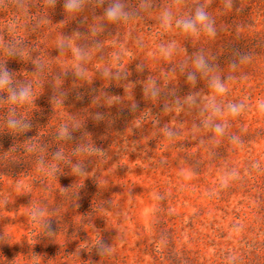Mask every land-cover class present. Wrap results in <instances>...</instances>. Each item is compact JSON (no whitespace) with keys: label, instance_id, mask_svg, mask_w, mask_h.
<instances>
[{"label":"rangeland","instance_id":"1","mask_svg":"<svg viewBox=\"0 0 264 264\" xmlns=\"http://www.w3.org/2000/svg\"><path fill=\"white\" fill-rule=\"evenodd\" d=\"M122 2L0 0V66L31 89H0V264H264V0ZM197 8L214 35L175 26ZM215 77L245 105L223 136Z\"/></svg>","mask_w":264,"mask_h":264},{"label":"clouds","instance_id":"2","mask_svg":"<svg viewBox=\"0 0 264 264\" xmlns=\"http://www.w3.org/2000/svg\"><path fill=\"white\" fill-rule=\"evenodd\" d=\"M56 0H49L51 6H54ZM82 5V0H64V10L73 14L80 10ZM105 19L110 22H117L120 20H126L129 17V12L126 10L122 0H111V3L107 8H105L103 13ZM170 13L165 11L163 13V21L165 23L170 22ZM175 26L185 33H196L200 29L207 31L209 36L215 34L213 27V22L210 20L207 12L203 8L195 9L194 13L182 20H176ZM63 47L64 45H59ZM11 54V53H10ZM196 68L199 71H208L209 66L203 56H200L196 59ZM189 79L195 81V76L190 74ZM210 87L213 91V96L207 101L206 106L202 109V112L207 113L205 124L210 130L217 136H223L225 129L227 127V119L229 117H237L244 110L245 105L243 103H232L228 104L226 108H222L217 102V96H223L227 92L225 84L220 80L219 77H215L210 81ZM0 89L7 90L9 95V100L13 103L24 102L30 98L31 89L30 86H21L15 87L11 80V75L6 66H0ZM257 111L264 113V100L258 101ZM218 118H223L224 123H215L214 121ZM7 127L10 131H23L27 125L22 121H17L15 119H10L7 122ZM169 138L172 136L171 132H168ZM234 139V137H233ZM259 168V163L255 165ZM81 171V169H77ZM55 169H52L50 174L54 175ZM237 173L235 171L226 172L224 176L221 177V186H226L231 180L235 179ZM211 195V194H209ZM33 218H35V213H31ZM43 226L47 228V222H42ZM102 252L104 251L103 246L101 245Z\"/></svg>","mask_w":264,"mask_h":264}]
</instances>
